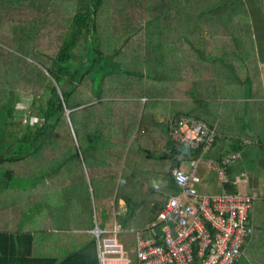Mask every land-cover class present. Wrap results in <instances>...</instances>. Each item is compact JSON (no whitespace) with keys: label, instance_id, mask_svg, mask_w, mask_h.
Returning a JSON list of instances; mask_svg holds the SVG:
<instances>
[{"label":"crops","instance_id":"1","mask_svg":"<svg viewBox=\"0 0 264 264\" xmlns=\"http://www.w3.org/2000/svg\"><path fill=\"white\" fill-rule=\"evenodd\" d=\"M233 1L237 5L229 0H157L153 15L143 5L148 12L130 26L122 47L112 50L122 79L112 73L104 86L112 87L101 89L99 96L87 92L85 103L91 105L84 135L78 123V138L68 125L74 152L59 143L62 152L58 150L54 167L47 164L53 162L51 153L38 154V175L9 190L13 197L5 200L0 214V233L5 232L0 234V264H97L89 232L94 223L123 221L117 237L130 244L132 230L143 228L167 194L176 191L169 169L185 155L170 142L166 120L177 112L187 111L216 131L198 161V172L194 170L197 190L219 191L227 182L234 191L252 196L251 207L255 197L264 199V190H259L264 182L259 191L253 186L258 166L264 170V0ZM163 12L165 19L159 20ZM135 47L139 53L133 56L143 68L138 77L132 75L136 69L128 68L132 64L127 56ZM131 77L139 78L140 90L132 87L137 84ZM226 151H236L237 157L224 167L222 181L207 161ZM138 169L157 170L156 182L164 194L142 206L140 201L131 205L135 191L123 183L137 177ZM250 208L251 233L232 264L241 262L255 236ZM126 209L132 212L124 213Z\"/></svg>","mask_w":264,"mask_h":264},{"label":"trees","instance_id":"2","mask_svg":"<svg viewBox=\"0 0 264 264\" xmlns=\"http://www.w3.org/2000/svg\"><path fill=\"white\" fill-rule=\"evenodd\" d=\"M112 1L0 0L1 188L12 177L13 182H21L27 175H38L39 161L34 159L40 153L57 154L61 149L74 152L64 108L73 135L80 137L79 128L81 136L84 135L83 126L89 122L91 105L85 103L90 99L87 92L99 96L105 78L116 68L109 45L114 40L121 44V39L129 37L130 26L137 25L132 16L140 9L139 4L145 6L144 0H115L118 8H122L121 23L115 21L107 27L103 13ZM157 3V0L149 2L151 15ZM77 40L81 44L70 56L68 51L77 45ZM82 83L87 87L86 96L80 87ZM18 94L29 95L32 102L40 98L35 107L38 117L30 122L14 118L12 96ZM55 145L57 150L52 151ZM222 185V190L234 191L227 182Z\"/></svg>","mask_w":264,"mask_h":264},{"label":"built area","instance_id":"3","mask_svg":"<svg viewBox=\"0 0 264 264\" xmlns=\"http://www.w3.org/2000/svg\"><path fill=\"white\" fill-rule=\"evenodd\" d=\"M166 128L172 145L187 152V168L177 162L169 169L176 191L167 194L143 228L132 230L130 244L124 245L118 239L122 230L117 222L108 226L94 223L89 232L95 243L97 264H232L250 235L249 193L199 192L195 185L194 170L215 138L214 126L177 112L167 118ZM236 157V151H226L218 160L208 159L207 163L225 181L224 167Z\"/></svg>","mask_w":264,"mask_h":264},{"label":"rangeland","instance_id":"4","mask_svg":"<svg viewBox=\"0 0 264 264\" xmlns=\"http://www.w3.org/2000/svg\"><path fill=\"white\" fill-rule=\"evenodd\" d=\"M148 1L153 4V0H148ZM148 1L147 0L143 1L146 4V6L149 5ZM229 2L232 3L233 5H237L236 1L229 0ZM139 6L141 8V10H138V12H137V13H139V16H138L137 13L134 14V16H132L137 22L141 18H143L140 13L148 12V10L146 8H142L143 7L142 4H139ZM165 15H166V12L158 14L159 20H164L165 19ZM103 16L106 19V20L103 21V23H105L107 25V27L109 25L113 24L115 21L118 22V23H121V19H122V16H123L122 15V8H118V5L115 4V0H113L112 3L109 2V4L106 6V10L103 13ZM146 18H150V17H145V19ZM178 19L181 22L183 20V17L182 18H178ZM120 41H121V44H116L117 41L114 40V44H110L109 48L110 49H117V48L119 49V48H121L122 44L124 43V40L121 39ZM79 44H81V42H79V40H77V45L73 46L68 51V54L70 56H72V55H74L76 53ZM138 46H139V44H138ZM135 49H134L135 51H134V53L132 55L130 53H128V56H127L128 59H129L128 62L130 64H132L131 66L128 65V68H130L131 70L136 69V70H134L132 72V75L134 77H138L137 76L138 75L137 72L139 70H141L142 67L138 68L139 60L137 59L138 56H137V58L135 56L137 55L136 52L139 53V49H138V47H135ZM133 55H135V56H133ZM110 71L112 73H114V75L116 77L115 78L116 80L117 79H122L123 71L121 70V68H114V69L112 68ZM134 77H131V78L135 79ZM137 80H136V84H137L136 86L137 87L136 86H132V87L138 88V90H140V85L137 82ZM115 83L112 82L111 84H115ZM124 85L125 84L123 83L122 86H124ZM112 86L113 85L106 86V87L103 88V90L104 89L106 90V88H110ZM122 86H120V87H122ZM80 87L83 88V92H84V95H85V90H87V87H86L85 83H82L80 85ZM31 98L32 97H30L29 95H20V94L12 96V100L14 99V103H15V109L12 112V115L14 114V118H20L21 121L30 122L34 118L38 117V115L35 113V107H36V103L41 101V100H40V98H35L33 100V102H32ZM183 113H185V112H183ZM12 120H13V118H12ZM68 124H69V122H68ZM61 140H62V142L63 141L65 142V138L61 139ZM56 150H57V145L54 146V150H52V151H56ZM206 152L207 151L202 153L201 159L203 158V155ZM51 154L53 156V159L51 158L53 160V162H47V164L48 163L50 164L49 167H54L56 165V163H57L55 161L56 159H54L57 154H54V153H51ZM260 157H261V155H260ZM154 158L155 159H159L157 156H155ZM154 162H156V161H154V160L151 161V163H154ZM200 162H202V161H200ZM200 162L197 163V166L195 168V171H197V172H198V170L200 168V166H199ZM166 163H167V160H164V161L161 162V164H163V165H165ZM180 164H181L182 168H187L188 167V159L186 158V156H184V157H182L180 159ZM37 166H40V165H37ZM254 169H255V167H254ZM258 169H259V173H258L257 177H254V181H255L254 183L255 184L253 185V186L256 187L257 190L259 189L258 186L260 185V182H264V172H263L264 170H263V167L262 166H258L257 170ZM135 174L137 175V177L127 178V179H125L123 181L124 184L133 186V189L135 191L134 192L135 196L132 194L131 205H133L137 201H140L141 202L140 206H142V205L146 204L147 202H149V200L153 199L154 197L157 198L158 196L162 197L164 195V194H162L163 191H162L161 183L160 182H156V180L158 178V176L156 175L157 174V170L145 171L143 169H138V170L135 171ZM26 179L22 180V182L24 184H20V185H25ZM19 181L20 180L13 182V177H12L11 179L8 180L6 185L2 183L3 187L2 188L0 187V202L2 203V206H0V214H2L3 205H4V203H6L5 200L9 201L13 197V193H11L9 190H11V187H13L14 183L19 182ZM2 182H4V181H2ZM250 185H251V183H250ZM97 188L99 189V188H101V186L100 185H96V190H97ZM261 189L264 190V186L262 188H260L259 190H261ZM133 197L136 198V199L134 200ZM99 201H100V206H101L103 201L100 198H99ZM93 203H94L93 206L96 207L95 209L97 211V204L95 202H93ZM91 204H92V200H91ZM250 209H251L252 223L256 226L255 229H254L255 236L248 243V245L245 246L244 255H243V257L241 259V262L239 264H264V199H261L259 197H255V199L252 200V207ZM96 213H98V211Z\"/></svg>","mask_w":264,"mask_h":264},{"label":"water","instance_id":"5","mask_svg":"<svg viewBox=\"0 0 264 264\" xmlns=\"http://www.w3.org/2000/svg\"><path fill=\"white\" fill-rule=\"evenodd\" d=\"M66 112H67V109L64 108V113H65L66 120H67V124H68V118H67ZM68 125H69V124H68Z\"/></svg>","mask_w":264,"mask_h":264}]
</instances>
